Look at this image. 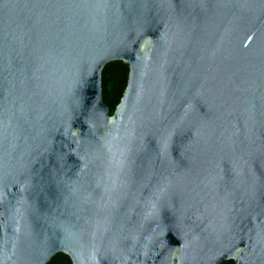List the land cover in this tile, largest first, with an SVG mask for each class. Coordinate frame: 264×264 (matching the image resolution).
<instances>
[{
  "label": "water",
  "instance_id": "obj_1",
  "mask_svg": "<svg viewBox=\"0 0 264 264\" xmlns=\"http://www.w3.org/2000/svg\"><path fill=\"white\" fill-rule=\"evenodd\" d=\"M58 253L264 264V0H0V264Z\"/></svg>",
  "mask_w": 264,
  "mask_h": 264
},
{
  "label": "trees",
  "instance_id": "obj_2",
  "mask_svg": "<svg viewBox=\"0 0 264 264\" xmlns=\"http://www.w3.org/2000/svg\"><path fill=\"white\" fill-rule=\"evenodd\" d=\"M129 78V65L123 61L109 63L103 73L104 99L110 107L111 114L122 99ZM48 264H73L71 258L65 253H58ZM222 264H235L233 260L224 261Z\"/></svg>",
  "mask_w": 264,
  "mask_h": 264
}]
</instances>
